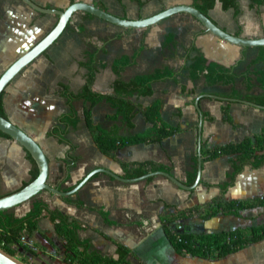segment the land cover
<instances>
[{
	"label": "crops",
	"instance_id": "1",
	"mask_svg": "<svg viewBox=\"0 0 264 264\" xmlns=\"http://www.w3.org/2000/svg\"><path fill=\"white\" fill-rule=\"evenodd\" d=\"M33 1L43 7L59 9H65L76 1H84L117 16L133 19L151 16L178 4H193V0H150L142 6L139 0ZM238 10L236 16L234 8L224 9L222 2L216 0L209 16L232 34L264 36V4L256 8L251 0H238ZM87 13L76 12L60 37L10 82L4 95L7 118L41 145L50 162L49 182L60 190L74 188L97 168H108L123 176L122 162L142 161H154L171 167V174L186 184L187 174L193 168V158L198 155L199 112L196 99L202 94L235 98L230 96L233 90L244 94L246 86L243 74L249 69L264 66V63L252 64L259 54V47H242L225 41L207 31L200 21L187 13L175 14L143 29H125ZM57 22V15L39 12L22 0H0V75L48 34ZM169 33L174 35V42L165 44ZM193 44L210 61L232 67L237 75L235 84L207 86L204 79L194 82L187 69L196 55V51H188ZM137 48H140V54L136 62L122 73L125 80L164 67L176 71V79L155 82L152 95L135 96L138 108L132 128L121 120L109 117L115 113V109L106 101L94 107V121L104 128L118 125L123 135L144 132L153 125L145 119L142 108L155 100H162V118L180 130L160 142L123 146L121 148L125 150L116 151L115 157H112L98 148L84 121V102L76 100L74 106L82 122L78 129L70 127L68 138L76 145L75 153L79 159L67 169L62 159L67 157L69 145L47 135L56 118L69 111L66 99L61 94L62 84L68 85L74 92L81 90L88 73L83 64L87 52L96 51L98 68L92 89L112 93L117 78L112 70L114 59L123 54L131 55ZM261 92L256 82L253 94ZM227 102H231L229 114L233 123L222 118V108ZM199 105L203 115L207 114L202 131V143L206 142L207 147L237 143L264 129V109L239 99L201 97ZM231 157L223 155L203 160L201 180L193 190L183 189L161 175L124 182L99 172L70 195L83 203L81 207L67 203L62 196L46 190L35 198L80 221L82 229L79 236L90 240L95 248L106 255L117 257L118 244H124L147 264H264V239L220 259L202 258L178 254L163 228L165 215L204 206L220 195L219 187H208L207 184L217 185L227 180V173L232 169ZM32 169L33 162L27 151L14 139L0 135L1 193L8 194L20 189L31 180ZM66 172L69 178L62 182ZM257 196H264V165L259 168L246 165L237 176L235 185L224 195L227 200ZM32 201L13 208L16 215L26 214ZM98 210L105 211L111 222H107ZM259 223H264V206L247 209L242 217L218 215L204 219L198 212L175 221L171 226H187L192 232H216ZM27 239L21 247L18 243L12 244L16 250L15 256L26 264H69L63 260L64 239L57 235L55 224L46 213L39 220L37 231L32 236L27 235Z\"/></svg>",
	"mask_w": 264,
	"mask_h": 264
},
{
	"label": "trees",
	"instance_id": "2",
	"mask_svg": "<svg viewBox=\"0 0 264 264\" xmlns=\"http://www.w3.org/2000/svg\"><path fill=\"white\" fill-rule=\"evenodd\" d=\"M146 1L139 0L142 6ZM224 9L234 8L235 15L239 13L238 0H220ZM252 6L258 8L264 4V0H251ZM216 0H193V5L199 8L203 13L209 15V11L214 8ZM90 16H95L87 13ZM174 42V35L167 34L165 44ZM196 51V55L187 65L190 78L197 82L205 80L207 86L216 84H235L237 75L232 67H227L216 61H210L205 57L203 52L194 44L188 48V51ZM140 54V48H137L133 54H123L116 57L112 63V70L117 78L113 83L112 93H100L92 89L94 83L98 62L96 51H89L86 55V61L83 63L88 69L86 83L78 92L72 91L68 85L62 84V96L66 99L69 111L59 115L55 123L47 131V135L55 137L60 143L69 145L67 157L62 159L68 168L74 166L79 159L76 155V145L68 138L70 127L78 129L81 125L82 118L79 116L74 106V101L82 100L84 102V121L91 131L98 148L106 155L115 157L116 151L126 145L143 143V142H160L164 138L177 133L180 128L166 122L162 118V100H155L147 107L142 108L145 119L153 126L144 131L123 135L121 127L114 125L111 128H104L96 123L93 119L94 107L102 101L108 102L114 109L115 113L109 116L113 120H121L128 128L134 126L133 119L136 115L138 104L134 99L135 96H149L154 92L153 84L157 81L168 78L176 79L177 72L170 68H156L152 72L138 74L129 80L123 78L122 73L125 69L133 65ZM264 63V46L259 47V54L253 60L252 64ZM246 92L243 94L233 90L231 97L248 100L260 105H264V66L261 68L249 69L243 74ZM258 83L262 92L255 95L253 89L255 83ZM183 90L185 88L183 87ZM5 90L0 94V114L7 117L4 107ZM227 102L222 108L223 120L232 122L229 114V105ZM207 114H204L206 116ZM210 119L213 117L208 116ZM0 135L11 138L10 135L0 130ZM202 143L203 160L213 159L223 155H232V169L227 173V180L221 184H207L208 187L217 186L220 188V195L204 206H194L180 210L174 214H168L163 217L164 231L173 245L175 251L180 255L191 254L202 258H222L226 255L235 253L250 243L258 242L264 239V223H259L249 227H236L228 230L216 232H192L187 226H171L175 221L187 218L194 213H200L204 219H209L218 215H235L242 217L243 211L259 206H264V196H257L247 199H225L224 195L228 189L235 185L237 176L244 170L246 165L253 168H259L264 165V129L253 137H246L237 143H227L223 145L206 146ZM33 162L32 177L33 181L39 173L38 165L32 155L27 152ZM193 168L187 174V185H192L198 174V155L193 158ZM125 178H135L148 172L164 170L171 173L172 168L159 164L154 161L142 162H122ZM154 176L149 177L152 179ZM69 178L67 172L63 176L62 182ZM25 183L22 187L26 186ZM21 187V188H22ZM73 187L65 188L69 191ZM5 194L1 193L0 196ZM67 203L75 204L78 207L83 203L78 199H72L70 195L62 196ZM107 222L108 214L103 210H98ZM46 213L50 220L55 224V230L59 237L64 239V256L63 260L69 264H147L139 258L133 250L124 244H118L117 257L102 253L94 247L88 239H82L79 231L82 229V223L70 215L62 212L58 208L50 207L42 199L34 198L30 210L23 216H17L13 209L0 211V247L6 252L16 255L13 248L14 243H23V235L32 236L38 229V222ZM44 238L51 245L54 243L50 238L44 235Z\"/></svg>",
	"mask_w": 264,
	"mask_h": 264
},
{
	"label": "water",
	"instance_id": "3",
	"mask_svg": "<svg viewBox=\"0 0 264 264\" xmlns=\"http://www.w3.org/2000/svg\"><path fill=\"white\" fill-rule=\"evenodd\" d=\"M22 1L39 12L45 14L57 15L58 22L48 34H46L35 45H33L30 49H28L22 55H20L0 75V94L2 93L3 90L7 88L10 82L18 74H20L31 62H33L36 58H38L46 49H48L60 37V35L63 33V31L69 24L73 15L79 11L91 13L99 18H102L106 21H109L125 29L147 28L175 14L187 13L194 16L198 21H200L207 31L213 33L214 35L225 41H228L230 43L242 47L264 46V36L247 37V36L232 34L227 30L223 29L222 27H220L209 15L203 13L199 8H197L193 4H178L175 6L168 7L151 16L133 19V18H125V17L117 16L95 4L84 1L73 2L65 9L43 7L35 3L33 0H22ZM211 96H214L219 99H227L232 101L238 100L236 98L221 97L212 94H202L196 99V107L199 112L198 174L195 182L192 185L185 184L184 182L176 178L173 174L164 170L151 171L142 176L135 178H125L119 173L113 172L108 168L101 167L87 174L84 177V179L81 180L73 189L69 191L60 190L59 188L53 186L49 182L50 162L41 145L32 136H30L27 132H25L21 127L13 123L9 118L4 117L3 115L0 114V130L10 135L12 139L18 142L27 152H29L32 155V157L35 159L39 168L38 176L33 181L29 182L26 186L14 192L0 196V211L13 209L15 207H18L19 205L29 202L33 200L36 196H38L42 191L45 190L53 194H56L58 196L73 195L94 174L99 172L107 173L113 176L114 178L124 182H135L151 176L161 175L168 178L169 180H171L172 182H174L176 185H178L183 189L186 190L195 189L200 183L201 174L203 170L202 131H203L204 115H203V111L200 108L199 100L201 97H211ZM239 100H241L246 104L264 109V105H260L248 100H243V99H239ZM120 150H125V148H121L117 150V152L119 153ZM0 264H26V263L18 259L16 256L6 252L0 247Z\"/></svg>",
	"mask_w": 264,
	"mask_h": 264
},
{
	"label": "built area",
	"instance_id": "4",
	"mask_svg": "<svg viewBox=\"0 0 264 264\" xmlns=\"http://www.w3.org/2000/svg\"><path fill=\"white\" fill-rule=\"evenodd\" d=\"M21 240H23V241H26V242H27V240H28V239H27V235H26V234H25V235H23V236H22V238H21Z\"/></svg>",
	"mask_w": 264,
	"mask_h": 264
},
{
	"label": "rangeland",
	"instance_id": "5",
	"mask_svg": "<svg viewBox=\"0 0 264 264\" xmlns=\"http://www.w3.org/2000/svg\"><path fill=\"white\" fill-rule=\"evenodd\" d=\"M22 242H23V243H26V241H23V240H22ZM23 243H20V245H18V246L21 247V246L23 245ZM16 257H17V256H16ZM17 258L21 260V258H19V257H17Z\"/></svg>",
	"mask_w": 264,
	"mask_h": 264
}]
</instances>
